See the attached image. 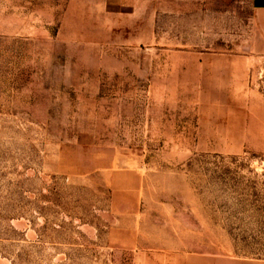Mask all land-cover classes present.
<instances>
[{
    "label": "rangeland",
    "instance_id": "rangeland-1",
    "mask_svg": "<svg viewBox=\"0 0 264 264\" xmlns=\"http://www.w3.org/2000/svg\"><path fill=\"white\" fill-rule=\"evenodd\" d=\"M264 260L253 0H0V264Z\"/></svg>",
    "mask_w": 264,
    "mask_h": 264
},
{
    "label": "crops",
    "instance_id": "crops-1",
    "mask_svg": "<svg viewBox=\"0 0 264 264\" xmlns=\"http://www.w3.org/2000/svg\"><path fill=\"white\" fill-rule=\"evenodd\" d=\"M257 31L264 37V0H253ZM241 264H264L262 259H247Z\"/></svg>",
    "mask_w": 264,
    "mask_h": 264
}]
</instances>
